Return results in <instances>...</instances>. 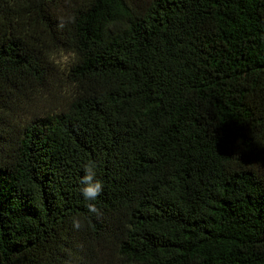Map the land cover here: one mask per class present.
<instances>
[{"label": "trees", "instance_id": "trees-1", "mask_svg": "<svg viewBox=\"0 0 264 264\" xmlns=\"http://www.w3.org/2000/svg\"><path fill=\"white\" fill-rule=\"evenodd\" d=\"M0 264H264V0H0Z\"/></svg>", "mask_w": 264, "mask_h": 264}, {"label": "clouds", "instance_id": "clouds-1", "mask_svg": "<svg viewBox=\"0 0 264 264\" xmlns=\"http://www.w3.org/2000/svg\"><path fill=\"white\" fill-rule=\"evenodd\" d=\"M76 15L74 12L61 16L57 27L63 30L66 25H74L76 23ZM45 58L49 64L58 70L60 73H70L72 69L79 63L80 54L74 48H63L58 46H50L44 52ZM78 83L75 81H68L62 85L60 95L74 98L77 94ZM84 175L81 177V193L87 203L86 207L90 214L97 217L102 215V211L96 206L94 201L103 192L104 182L97 178L98 165L95 161H88L83 166ZM73 228L79 230L83 227L78 217H72Z\"/></svg>", "mask_w": 264, "mask_h": 264}]
</instances>
